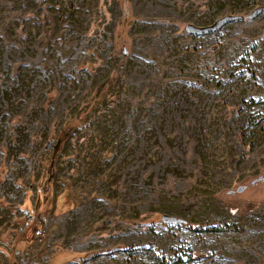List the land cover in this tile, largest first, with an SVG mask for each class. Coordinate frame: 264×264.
Segmentation results:
<instances>
[{"label": "rangeland", "instance_id": "374dc122", "mask_svg": "<svg viewBox=\"0 0 264 264\" xmlns=\"http://www.w3.org/2000/svg\"><path fill=\"white\" fill-rule=\"evenodd\" d=\"M0 264H264V0H0Z\"/></svg>", "mask_w": 264, "mask_h": 264}, {"label": "water", "instance_id": "95a60500", "mask_svg": "<svg viewBox=\"0 0 264 264\" xmlns=\"http://www.w3.org/2000/svg\"><path fill=\"white\" fill-rule=\"evenodd\" d=\"M258 11H255L253 14H256ZM249 17V16H248ZM239 17L237 16H228V17H224L221 20L217 21L215 24L211 25V26H206V27H197V26H193V25H187L186 29L194 34H207V33H211L213 31H215L218 27L228 23L231 20L237 19ZM243 188H239V191H242ZM162 222L164 223H173L176 225H182L183 223H185V220L183 218H178V217H174L171 215H163L161 217Z\"/></svg>", "mask_w": 264, "mask_h": 264}, {"label": "trees", "instance_id": "16d2710c", "mask_svg": "<svg viewBox=\"0 0 264 264\" xmlns=\"http://www.w3.org/2000/svg\"><path fill=\"white\" fill-rule=\"evenodd\" d=\"M128 6V4L125 2V8ZM129 9V7H128ZM239 18H242V16H237ZM186 223V222H185ZM184 223V224H185ZM187 224V223H186ZM234 225L233 223H227V222H220L218 226L216 227H210L209 229L207 230H210V231H221V230H228V229H231L233 228ZM237 228V227H236ZM115 250H133L132 248L130 247H125V246H122V245H117L115 247H113L112 249L109 250V252H114Z\"/></svg>", "mask_w": 264, "mask_h": 264}]
</instances>
